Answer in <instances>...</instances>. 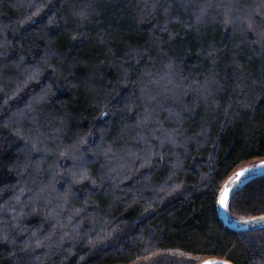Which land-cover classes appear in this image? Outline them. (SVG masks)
<instances>
[{"label": "trees", "instance_id": "1", "mask_svg": "<svg viewBox=\"0 0 264 264\" xmlns=\"http://www.w3.org/2000/svg\"><path fill=\"white\" fill-rule=\"evenodd\" d=\"M261 158L264 0H0V264H264Z\"/></svg>", "mask_w": 264, "mask_h": 264}, {"label": "water", "instance_id": "2", "mask_svg": "<svg viewBox=\"0 0 264 264\" xmlns=\"http://www.w3.org/2000/svg\"><path fill=\"white\" fill-rule=\"evenodd\" d=\"M244 169H250V171L246 172L245 175L243 177H240V179L236 181L235 184L231 185V189H234V192L230 190L229 201L232 198V196L235 194V192L239 190V188H241V186L244 185L247 181L259 176H264V158L257 159L253 163L245 164L234 169L222 182L217 194V201L221 190L226 185L229 184V181L232 180L238 172H241ZM216 209L222 222L232 230L239 232H246L264 227V214L252 216L246 219H236L229 214L228 207L222 208L216 202ZM205 261H218V262H226V264H234L232 261L228 259L215 257V256L206 257L197 264H204Z\"/></svg>", "mask_w": 264, "mask_h": 264}, {"label": "snow or ice", "instance_id": "3", "mask_svg": "<svg viewBox=\"0 0 264 264\" xmlns=\"http://www.w3.org/2000/svg\"><path fill=\"white\" fill-rule=\"evenodd\" d=\"M250 169H244L241 172H238L236 176L229 181V184L226 185L220 192L219 198L217 203L222 207V208H227L228 207V201H229V194L230 190L234 192V189H231V185L235 184L236 181L240 179V177H243L246 172H249ZM204 264H226V262H218V261H205Z\"/></svg>", "mask_w": 264, "mask_h": 264}]
</instances>
